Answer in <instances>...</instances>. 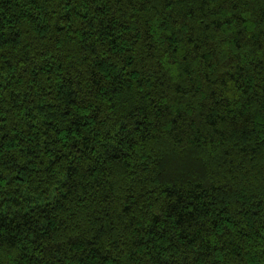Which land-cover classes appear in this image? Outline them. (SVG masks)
Masks as SVG:
<instances>
[{"label": "trees", "instance_id": "1", "mask_svg": "<svg viewBox=\"0 0 264 264\" xmlns=\"http://www.w3.org/2000/svg\"><path fill=\"white\" fill-rule=\"evenodd\" d=\"M0 264H264V0H0Z\"/></svg>", "mask_w": 264, "mask_h": 264}, {"label": "rangeland", "instance_id": "2", "mask_svg": "<svg viewBox=\"0 0 264 264\" xmlns=\"http://www.w3.org/2000/svg\"><path fill=\"white\" fill-rule=\"evenodd\" d=\"M193 164V163H192ZM194 165H191V167H193Z\"/></svg>", "mask_w": 264, "mask_h": 264}]
</instances>
